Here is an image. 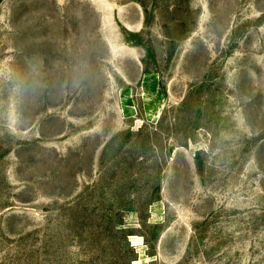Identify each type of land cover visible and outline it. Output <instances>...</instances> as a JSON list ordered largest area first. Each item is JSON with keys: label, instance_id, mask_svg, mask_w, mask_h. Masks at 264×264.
<instances>
[{"label": "rangeland", "instance_id": "374dc122", "mask_svg": "<svg viewBox=\"0 0 264 264\" xmlns=\"http://www.w3.org/2000/svg\"><path fill=\"white\" fill-rule=\"evenodd\" d=\"M0 264H264V0H0Z\"/></svg>", "mask_w": 264, "mask_h": 264}]
</instances>
